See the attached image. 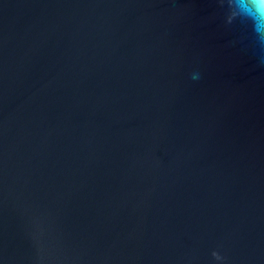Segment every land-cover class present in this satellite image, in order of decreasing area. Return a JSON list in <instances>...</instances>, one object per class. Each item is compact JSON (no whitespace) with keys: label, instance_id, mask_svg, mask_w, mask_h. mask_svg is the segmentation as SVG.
<instances>
[{"label":"water","instance_id":"1","mask_svg":"<svg viewBox=\"0 0 264 264\" xmlns=\"http://www.w3.org/2000/svg\"><path fill=\"white\" fill-rule=\"evenodd\" d=\"M0 264H264L251 23L220 0H0Z\"/></svg>","mask_w":264,"mask_h":264},{"label":"clouds","instance_id":"2","mask_svg":"<svg viewBox=\"0 0 264 264\" xmlns=\"http://www.w3.org/2000/svg\"><path fill=\"white\" fill-rule=\"evenodd\" d=\"M227 7V23L240 19L250 22L257 43L264 44V0H220ZM195 78V77H194Z\"/></svg>","mask_w":264,"mask_h":264}]
</instances>
